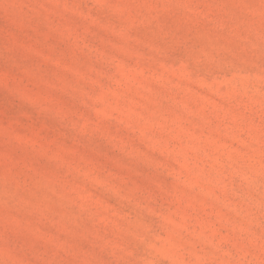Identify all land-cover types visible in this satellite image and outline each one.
<instances>
[{
    "label": "rangeland",
    "instance_id": "rangeland-1",
    "mask_svg": "<svg viewBox=\"0 0 264 264\" xmlns=\"http://www.w3.org/2000/svg\"><path fill=\"white\" fill-rule=\"evenodd\" d=\"M0 264H264V0H0Z\"/></svg>",
    "mask_w": 264,
    "mask_h": 264
}]
</instances>
